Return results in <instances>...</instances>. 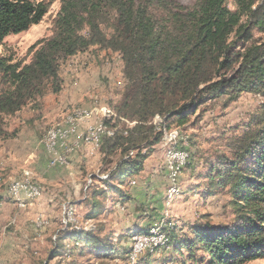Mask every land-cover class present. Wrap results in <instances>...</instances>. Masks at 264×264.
Returning <instances> with one entry per match:
<instances>
[{"label":"trees","instance_id":"16d2710c","mask_svg":"<svg viewBox=\"0 0 264 264\" xmlns=\"http://www.w3.org/2000/svg\"><path fill=\"white\" fill-rule=\"evenodd\" d=\"M232 2L234 11L226 0H194L190 7L180 0H61L51 36L30 47L29 63L0 58L1 126L3 116L41 97L48 83L53 93L58 91L60 60L92 48L120 57L123 91L115 114L100 123L113 135L104 137L98 150L102 163L114 167L101 181L105 187L96 190L104 200L111 195L122 205L131 199L126 180L130 186V178L143 171L163 131L187 125L206 102L225 98L227 106L242 93L262 98L246 129L229 142V156L210 165L205 178L204 197L227 189L233 222L193 224L180 238L163 229L167 245L183 249L192 264L264 259V0ZM48 6L0 0V44L37 25ZM254 33L261 37L253 39ZM91 204L88 220L101 209L94 200ZM68 227L63 239L82 244L97 258L116 256L109 238L72 223Z\"/></svg>","mask_w":264,"mask_h":264},{"label":"rangeland","instance_id":"374dc122","mask_svg":"<svg viewBox=\"0 0 264 264\" xmlns=\"http://www.w3.org/2000/svg\"><path fill=\"white\" fill-rule=\"evenodd\" d=\"M33 2L49 5L42 20L25 32L9 35L0 44V58L11 64L29 63L33 55L30 47L52 34L61 0ZM180 2L190 7L194 0ZM226 7L235 10L232 0H226ZM259 37L253 34V39ZM58 65L55 83L58 91L53 93L48 83L41 97L30 100L14 115L3 116L0 126V264H129L125 254L129 239L137 231L144 233L150 222V226L162 225V230H168L177 238L186 235L193 224L233 222L227 189L204 197L205 178L210 165L217 163L221 156H229V142L253 119L263 102L260 96L242 93L227 106H224L225 98L206 102L187 125L172 127L170 131L182 139L180 146L184 145L189 155L178 180V195L167 198L169 181L163 163L169 143L161 139L154 147L145 173L130 178L135 182L133 186H128L126 180L125 189L131 199L122 205L111 195L104 200L96 190L105 187L101 181L114 167L102 163L99 151L73 164L72 155L80 154L85 149L83 146L69 156L65 165L51 168L42 142L46 131L59 126L74 110L87 111L90 116L86 121L93 119L95 123H102L104 118L115 114L113 107L118 104L125 83L120 57L92 48L60 60ZM154 122L159 124L157 119ZM126 125L132 124L126 122ZM78 134L76 131L70 141L77 139ZM25 179L38 187L40 194L20 209L18 201L25 199L20 196L25 194L10 197L7 188ZM92 200L99 203L101 209L94 220H88ZM66 209L71 211L75 228L93 229L99 237L109 238L118 250L116 256L107 260L97 258L82 248V244L63 239L71 223L64 215ZM36 219L44 222L43 227L35 226ZM66 245L68 252H62L61 248ZM186 257L183 249L179 252L169 245L143 255L135 264H181L182 261L192 264ZM247 264H264V259Z\"/></svg>","mask_w":264,"mask_h":264},{"label":"bare ground","instance_id":"6f19581e","mask_svg":"<svg viewBox=\"0 0 264 264\" xmlns=\"http://www.w3.org/2000/svg\"><path fill=\"white\" fill-rule=\"evenodd\" d=\"M89 116V113L85 110H74L63 119V123H61L59 126L56 125L55 127H51L46 131L42 142L43 150L48 156L47 159L49 167H51V164H53V168L65 165L69 156L75 151L77 152V150L81 149L83 146L90 149L97 145L95 151H98L105 134L108 137L113 135L112 129H107L100 123L92 127H86L84 130H80L81 126L89 118ZM66 131L67 133H65V135L58 136V139H55L59 133H64ZM76 131H79L77 139L70 141V137L76 133ZM162 139L168 140L167 142L169 143L167 152L165 150L163 164L166 165V167H164L166 175L173 177L170 178V180L167 178L169 185L167 187L166 194L167 198L170 199L179 193L178 180L184 167L188 163L189 155H184L183 157L179 158L178 162L176 161L175 155L177 154V149H180V153H187V150L183 148L184 145L182 147L180 146L182 139H179V137L177 138L176 133L173 131H163ZM175 139H177V145H175ZM95 151H92V153ZM129 185H132L131 181L129 182ZM18 188L19 194H17ZM7 189L10 197L19 198V195L23 193L25 194V199L27 201L36 199L40 194L38 187L32 184L28 179L13 182L8 186ZM25 206L26 202L21 200L18 201V208L23 209ZM70 213V209H66V212L64 213L67 222H75L73 217H70ZM43 224L44 222L40 221V224L38 225V221H36L35 226L39 228L40 226L43 227ZM161 227L162 225L150 226L146 232L132 235L130 238L129 252L127 255V262L129 264H135L136 261H138V259L143 255L155 253L162 247L168 246L165 233ZM161 236H163L161 241L149 242L142 254L134 255L130 261V255L133 254L136 251V248L139 247V239H159Z\"/></svg>","mask_w":264,"mask_h":264},{"label":"built area","instance_id":"2783aa9c","mask_svg":"<svg viewBox=\"0 0 264 264\" xmlns=\"http://www.w3.org/2000/svg\"><path fill=\"white\" fill-rule=\"evenodd\" d=\"M65 133H67V131L64 132V133H59V135H57L55 139H58V136L65 135ZM104 137H108V136L105 134ZM162 140L165 141V143L167 144L168 140H164V139H162ZM175 145H177V139H175ZM96 147H97V145H95L94 148H90L89 151L90 152L95 151ZM166 152H167V145H166ZM184 155H188V153H180V149H177V154L175 155L176 161L178 162L179 158L183 157ZM164 167H166V165H164ZM51 168H53V164H51ZM102 178H105V177H102ZM166 178H169V180H170V178H173V177L166 176ZM134 184H135V182L132 181V185L131 186H133ZM17 194H19V188L17 189ZM64 210H65V205H64ZM36 221H38V225H39L40 224V219H36ZM162 237L163 236H161V238H159V239H139V247L136 248V251L133 254L130 255V261L132 260V257L134 255L142 254L143 250L146 249V246L149 244V242L161 241Z\"/></svg>","mask_w":264,"mask_h":264},{"label":"crops","instance_id":"0c3cea01","mask_svg":"<svg viewBox=\"0 0 264 264\" xmlns=\"http://www.w3.org/2000/svg\"><path fill=\"white\" fill-rule=\"evenodd\" d=\"M97 124H99V123H95V121L93 120V119H90V120H88V121H85L84 123H83V125L81 126V129H85L86 127H92V126H95V125H97ZM96 152V151H95ZM95 152H90L89 151V149H88V147H85V149L83 148V150H81L80 151V154H73L72 155V157H71V162L74 164V163H77L79 160H81V158H86V157H89V156H93L94 154H95ZM83 154H84V156H83ZM93 154V155H92ZM150 158L151 157H149L146 161H145V163H144V169H143V171L140 173V175H142V174H144L145 173V171H146V169H147V164H148V162H149V160H150ZM165 171V170H164ZM165 176H166V172H165ZM149 180V179H148ZM132 181V180H131ZM167 187H168V182H167ZM21 198H26L24 195H21ZM21 201H24V202H28V201H30V200H26V199H23V200H21ZM32 201V200H31ZM16 206V205H15ZM151 223V222H150ZM150 223L148 224V226H147V229L145 230V232L148 230V228H149V226H150Z\"/></svg>","mask_w":264,"mask_h":264}]
</instances>
